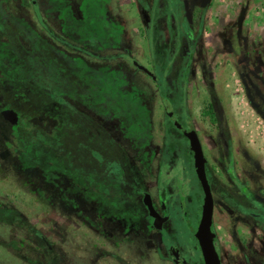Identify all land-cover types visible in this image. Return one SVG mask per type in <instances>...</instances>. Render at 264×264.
<instances>
[{"label": "rangeland", "instance_id": "obj_1", "mask_svg": "<svg viewBox=\"0 0 264 264\" xmlns=\"http://www.w3.org/2000/svg\"><path fill=\"white\" fill-rule=\"evenodd\" d=\"M159 2L0 0V24L5 32L0 37V74L10 72L4 66L3 57L17 59L21 54L23 60H28L42 56L45 64L38 67L41 69L42 85H49L59 94L61 102L84 113L87 116L84 122L89 123V127H92L93 120L115 135L125 158L120 150L121 159H110L111 168L121 161L118 171L129 180L132 172L136 182L132 185L133 191H138L139 186L151 189L158 205L154 194V164L160 156L163 131L171 132L175 128L163 114L158 80H152L132 63L135 58L154 71L151 39L171 38L176 41L172 43L175 48L178 47L177 42L183 40V53H190L184 80L189 113L197 116L199 112H205L208 102L214 104V93L216 110L219 112L217 107L220 106V111L234 116L238 129L248 130L257 160L264 164V122L258 117L253 118L255 112L247 105V99H251L259 113L264 115V0H179L177 4L182 20H163V16L159 20H150L152 8L158 7ZM202 3L206 7L200 11ZM243 8H248L247 20H229L230 16L236 18L243 15ZM199 15L203 19L199 20ZM16 31L19 33L16 34ZM194 34L196 40L189 49L185 39L192 38ZM14 39L17 40L15 43L11 41ZM129 57H132L131 60ZM180 72L175 79L166 78L169 90L181 86ZM26 94L30 97V90ZM16 97L6 95L4 101L15 104ZM30 99L27 101L29 105L32 104ZM174 110L179 112L175 107ZM6 118L13 122L15 112L9 111ZM46 124L37 128L40 130L38 136L55 153H60L56 150L62 149L59 132L52 138ZM102 128L94 134V140L107 138ZM109 145L111 151L119 149L113 140H109ZM36 153L37 159L41 160L37 167L27 160L14 165L11 163L10 167L6 160L0 158V194L12 191L20 195L16 196L19 208L62 259H67L69 264H112V256L105 253V250H110L131 264H170L158 257L153 247L145 248L144 232L130 233L125 237V243L116 247L109 241L125 233L114 232L107 236L102 226L91 229L88 198L101 201L104 213L115 212L125 219L127 226H131L138 217L139 220L144 217L143 207L136 201L137 195L132 193L130 200L121 196L120 199L114 198L115 195L98 196L89 181L75 172L74 176L71 171L67 173L63 156L57 154L52 157L44 145L37 147ZM125 164L133 168L131 172ZM37 169L42 174L39 179L40 196L32 193L30 185ZM161 173L159 170L158 179L166 180V173ZM180 181L175 182V187L180 194L184 193L183 196L192 198ZM81 182H86L84 193L78 192ZM72 187L71 194L75 199H87L80 201L75 210L66 202L72 197L60 196L63 188ZM216 199V230L220 244L226 246L231 240L225 225L227 216ZM68 214L72 218L67 217ZM173 220V241L183 243L184 238L191 236L190 232L182 228L177 218ZM236 226L240 227L238 222ZM20 230L16 231L19 239L24 236V230ZM3 233L11 235L5 229ZM152 234L157 239L163 238L160 230H153ZM137 247L140 250L138 254L134 250ZM3 260L5 264L13 262L10 258L3 257Z\"/></svg>", "mask_w": 264, "mask_h": 264}, {"label": "flooded vegetation", "instance_id": "obj_2", "mask_svg": "<svg viewBox=\"0 0 264 264\" xmlns=\"http://www.w3.org/2000/svg\"><path fill=\"white\" fill-rule=\"evenodd\" d=\"M185 69L184 71H186ZM185 75H182L181 86L179 87L181 91L180 103L183 93V82L185 84ZM165 83L164 81V85ZM159 89L160 87L158 86ZM212 100L214 104L217 102L214 93ZM170 104L177 121L182 125L183 131L188 128L187 121L190 122L201 148L205 178L208 182L213 202L212 230L221 264H264V164L257 160L258 156L254 152L253 141L248 130L238 129L234 116L220 111V106L217 107L219 109L218 112L215 105L211 102L207 103V107L204 109L205 112H199L196 114L197 116L190 114L186 104V88L184 90V111L182 110V103L181 113H176L174 105L171 102ZM253 106L259 112L255 102H253ZM163 114H165L164 111ZM261 116L264 118L262 113ZM166 119L174 125L168 116ZM91 125L90 169L88 170L87 181L97 190L98 194L96 195H101V197L115 195L114 198L121 196V198L130 200V195L134 193L132 195H137L136 201L138 200L139 204L142 205L144 212V217L141 220L138 217L131 226H127L125 219L123 217L122 219L115 212L111 214L104 213L103 208L100 207L101 201H95L94 197L88 198L91 229H97L102 226L107 236L114 232L128 233L127 236L130 233L144 232L146 236L144 238L146 241L145 248L153 247V251L163 261L166 260L170 264H176L175 254L178 253L189 264H203L195 237L187 227V221L192 225H196L203 199V191L193 166L192 147L187 136L174 125L178 131L176 135L180 139L181 148L171 150L168 153L164 142L167 132L163 131L160 156H158L159 158L157 157L153 169V177L156 181L154 194L159 201L158 205L151 189L139 186L138 191H133L132 185L136 183L133 180L134 176L131 174V169L133 168L127 167L125 164L131 172L130 180L126 179L124 174L118 171L122 164L121 161H118L119 163L116 167L111 168V160L108 159L109 140H113L118 144L119 153L123 149L115 135H112L109 129L102 128L101 125L103 124H96L95 121L91 120ZM100 128L103 129L107 138L104 136L101 140H94L93 136L99 132ZM171 133H174V130ZM124 155L122 154L121 156L124 157ZM119 159H121L120 156ZM124 163L125 161H123ZM159 170L160 175L162 174L161 172L166 173V180L158 179ZM178 179L181 180L180 182L183 183V186L185 185L183 188H185L186 193L189 192L192 198L183 196V192V195L180 194V191L175 187V182ZM144 191L149 193L151 202L157 212L161 215H167V218L161 223V228H155L151 223L152 216L148 214L142 202ZM198 197L200 198L199 200ZM114 198L112 199L115 200ZM215 199L218 200L221 210L227 216L225 225L231 240L228 243L229 245L226 246L220 244L219 233L217 234L218 230H216L214 220ZM184 213L187 218H185ZM94 215L103 216V220L101 222L95 221ZM173 218H177L180 224L182 223V228H186L190 232L191 236L184 238L183 243H175L173 241ZM237 222L240 225L239 228L236 226ZM151 230H160L163 238L157 239ZM125 237V234H120L115 239L112 238L113 240L109 241V243L112 246L119 247L125 243ZM134 250L137 254L140 252L138 247ZM105 253L112 256L111 258L114 260L112 264H131V262L122 260L113 251L105 250Z\"/></svg>", "mask_w": 264, "mask_h": 264}, {"label": "trees", "instance_id": "obj_3", "mask_svg": "<svg viewBox=\"0 0 264 264\" xmlns=\"http://www.w3.org/2000/svg\"><path fill=\"white\" fill-rule=\"evenodd\" d=\"M178 1L153 0L154 3L159 2L160 4L158 7L154 6L152 8L150 20H159L161 16H163V20H182L183 15L179 10ZM204 9L205 5L199 8L200 11ZM170 14L172 18H170L171 16L167 17ZM198 18L201 20L202 15L201 17L199 15ZM3 28H1L0 24V37L5 33ZM18 33L16 31V34ZM195 39V35L192 38L185 39L189 49H191ZM11 41L15 43L17 40ZM151 43L154 72L159 71L157 73L158 86L160 87L159 93L166 96L180 112L181 91L178 87H173L169 90L166 78L175 79L179 75L180 70V75L186 74L184 68L188 65L190 53L187 55L183 53V40L177 42V48L174 45L172 46V43L174 44L176 41L171 38L159 37L156 40L151 39ZM3 59L5 68L9 69L10 72L6 71L4 74H0V158L6 160L10 167L11 163L14 165L23 160H27L37 167L41 160L37 159L38 153H36V150L37 147L44 145L46 149H49L52 157L57 156V154L63 156L67 173L71 171L73 174L75 172L74 174L87 181L90 167L91 140V127H89V123L86 124L84 122L87 121V116L74 110L68 103L61 102L59 94L52 87L42 85L41 80L43 79L39 74L41 69H38V67L41 68L45 64L42 56L39 59L31 57L28 60H23L20 54L17 59L11 57H3ZM55 62L58 61L55 60ZM164 81L166 83L162 85ZM27 90H30V97H27ZM211 91L213 93V90ZM11 94L17 96L15 98L17 103L13 104L9 101L6 103L4 101L6 100V95L10 96ZM29 98L32 100L30 105L27 104ZM9 111L15 112L16 118L13 122L6 118ZM164 116L167 118L165 114ZM45 124L48 126V132L51 131L50 135H52V138L59 132V142L62 149L56 150H59L60 153H55V150L53 151L51 146L44 144L38 136L40 130L38 131L37 128H41ZM177 132L176 128L174 133L167 132V139L165 138L164 142L168 153L171 150L181 148L180 139L176 135ZM32 147H35L34 150H31ZM123 153L125 154L124 151ZM120 155L121 152L119 153L115 148L111 151V146L108 144V159H119ZM7 169L9 172V168ZM38 169L34 175L36 177L33 180L31 179L32 181L30 182L32 193L35 196L41 195L39 179L42 174ZM85 185L86 182H81L78 185V192L84 193L86 191ZM72 191L73 187L71 189L63 188L60 196L72 197L74 200L66 199V202L70 208L75 210L79 206L80 201H86L87 199H75L71 194ZM11 192L7 191L0 194V264H5L3 257L13 260V262H8L9 264H69L67 259H62L46 237L28 221L26 215L17 204L16 196L20 195L16 194V192ZM35 200L38 201V197H35ZM67 217L72 218L69 214ZM94 220L101 222L103 216L94 215ZM80 222L82 225L84 224V222ZM4 229L8 230L11 235H5L3 233ZM17 229L24 230V236L20 237V239L16 233ZM127 234L125 233V236Z\"/></svg>", "mask_w": 264, "mask_h": 264}, {"label": "water", "instance_id": "obj_4", "mask_svg": "<svg viewBox=\"0 0 264 264\" xmlns=\"http://www.w3.org/2000/svg\"><path fill=\"white\" fill-rule=\"evenodd\" d=\"M132 57H129L131 60ZM132 63L143 72L148 74L153 80L158 79V75L151 71L147 66L139 62L137 59H132ZM164 85V82H162ZM185 84L182 85V110L184 111V90ZM160 100L163 107L164 113L173 122V124L179 128L184 135L189 139L190 145L193 151V166L195 174L200 182L201 189L203 191V199L200 206V215L196 225H192L187 221V227L192 232L195 237L198 249L200 251L203 264H221L220 258L217 251V244L215 241V236L212 230V195L209 189L208 182L205 178L204 165H203V155L201 148L199 146L197 137L189 121H187L188 128L183 131L182 125L177 121L172 106L169 99L160 94ZM142 202L145 205L147 212L152 216L151 223L155 228H161V223L167 218V215H161L157 212L155 207L151 202L150 195L147 191L142 194ZM182 206V205H181ZM183 209V208H182ZM185 218L186 214L184 213ZM176 264H189L183 257L178 253L175 254Z\"/></svg>", "mask_w": 264, "mask_h": 264}, {"label": "crops", "instance_id": "obj_5", "mask_svg": "<svg viewBox=\"0 0 264 264\" xmlns=\"http://www.w3.org/2000/svg\"><path fill=\"white\" fill-rule=\"evenodd\" d=\"M254 4H256V3H253V5ZM205 5V7H206V4L205 3H202V4H200L199 5V8H201L202 6H204ZM242 12L244 13L243 15H241V16H237L236 18H233V17H231L230 16V19L229 20H247L248 19V15H247V12H248V8H246L245 10H244V8L242 9ZM241 12V13H242ZM240 14V13H239ZM205 19L206 20H208L207 19V16H206V13H205ZM203 16V17H204ZM203 19V18H202ZM236 26H237V23L235 22V29H236ZM236 31V30H235ZM230 35H232L231 33H230ZM245 93V92H244ZM248 100V102H247V105L255 112V115H252L253 116V118H255V117H258L259 119H260V121H263L264 122V118L261 116V113H259V112H257L255 109H254V106H253V102L254 101H252L251 99L249 100V99H247ZM252 103V104H251ZM251 137V136H250Z\"/></svg>", "mask_w": 264, "mask_h": 264}]
</instances>
